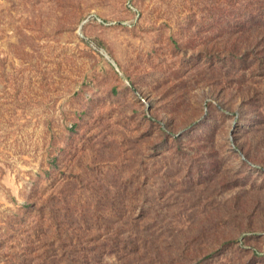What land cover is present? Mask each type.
I'll return each instance as SVG.
<instances>
[{
	"label": "rangeland",
	"instance_id": "obj_1",
	"mask_svg": "<svg viewBox=\"0 0 264 264\" xmlns=\"http://www.w3.org/2000/svg\"><path fill=\"white\" fill-rule=\"evenodd\" d=\"M257 1L0 0V264H264Z\"/></svg>",
	"mask_w": 264,
	"mask_h": 264
},
{
	"label": "trees",
	"instance_id": "obj_2",
	"mask_svg": "<svg viewBox=\"0 0 264 264\" xmlns=\"http://www.w3.org/2000/svg\"><path fill=\"white\" fill-rule=\"evenodd\" d=\"M255 5H256L257 17L264 16V0H258ZM255 40L256 43L253 50H254V54L257 56L259 51H261V48L264 47V37L257 36Z\"/></svg>",
	"mask_w": 264,
	"mask_h": 264
},
{
	"label": "water",
	"instance_id": "obj_3",
	"mask_svg": "<svg viewBox=\"0 0 264 264\" xmlns=\"http://www.w3.org/2000/svg\"><path fill=\"white\" fill-rule=\"evenodd\" d=\"M111 62L113 63V61L111 60ZM241 154V153H240Z\"/></svg>",
	"mask_w": 264,
	"mask_h": 264
}]
</instances>
